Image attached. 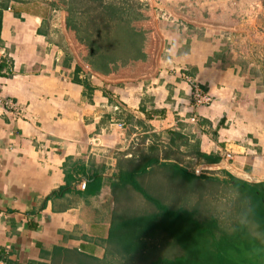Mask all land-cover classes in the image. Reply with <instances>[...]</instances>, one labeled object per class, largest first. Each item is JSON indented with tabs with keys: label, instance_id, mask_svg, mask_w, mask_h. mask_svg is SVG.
<instances>
[{
	"label": "crops",
	"instance_id": "0c3cea01",
	"mask_svg": "<svg viewBox=\"0 0 264 264\" xmlns=\"http://www.w3.org/2000/svg\"><path fill=\"white\" fill-rule=\"evenodd\" d=\"M52 1L0 0V93L18 104L9 111L0 103L4 263L103 259L119 165L141 150V135L149 146L180 133L187 144L175 150L190 153L185 163L264 183V78L226 63L220 43L165 26L174 19L159 23L153 73L109 80L78 71L65 14ZM186 75L212 105L194 106Z\"/></svg>",
	"mask_w": 264,
	"mask_h": 264
},
{
	"label": "trees",
	"instance_id": "16d2710c",
	"mask_svg": "<svg viewBox=\"0 0 264 264\" xmlns=\"http://www.w3.org/2000/svg\"><path fill=\"white\" fill-rule=\"evenodd\" d=\"M52 3L65 14L78 71L109 80L156 71L161 34L151 3ZM176 134L163 151L152 145L119 165L106 254L103 259L76 256L75 264H264V183L227 172L226 178L197 174L182 158L190 153H176L187 144ZM216 186L229 189L218 194ZM228 195L231 210L217 211L216 202Z\"/></svg>",
	"mask_w": 264,
	"mask_h": 264
},
{
	"label": "rangeland",
	"instance_id": "374dc122",
	"mask_svg": "<svg viewBox=\"0 0 264 264\" xmlns=\"http://www.w3.org/2000/svg\"><path fill=\"white\" fill-rule=\"evenodd\" d=\"M122 1V0H120ZM151 3L159 21L174 19L168 27L173 31H184L190 37L199 40L214 42L221 48V56L226 63L238 64L243 72L250 71L251 75L259 82L264 78V0H141ZM185 19V20H182ZM187 21V22H186ZM190 23V25L188 24ZM192 25V26H191ZM145 135L138 137L135 143L137 148L157 146L162 151L166 143L161 139L153 141L149 146H143ZM134 142V141H133ZM133 145V143H132ZM131 145V146H132ZM143 147V148H142ZM135 149L134 145L132 150ZM233 156V155H232ZM192 158V157H191ZM226 158V156H225ZM190 169H199L195 161L188 159ZM226 178L223 173L200 171L199 173ZM219 189L218 194L225 191ZM225 194V193H224ZM227 195V194H226ZM213 203V197H209ZM229 195L225 200L216 202V209L226 213L230 209ZM223 202V204H222ZM231 210V209H230ZM169 254H172L170 252ZM82 260V258H81ZM86 264V263H85Z\"/></svg>",
	"mask_w": 264,
	"mask_h": 264
},
{
	"label": "built area",
	"instance_id": "2783aa9c",
	"mask_svg": "<svg viewBox=\"0 0 264 264\" xmlns=\"http://www.w3.org/2000/svg\"><path fill=\"white\" fill-rule=\"evenodd\" d=\"M185 79L192 85V93H191V100L194 106L196 107H202V106H210L214 102L213 96L205 91L202 87L198 86L195 82H193V79L189 76H185ZM0 103H3L6 110L9 111H16L18 108L17 102H15L11 98L3 97L0 93ZM227 159H233V156L231 153L226 154ZM201 170H196V173L199 174ZM82 187L85 188L86 184L83 183ZM0 263L2 264H8L4 263L3 260L0 258Z\"/></svg>",
	"mask_w": 264,
	"mask_h": 264
}]
</instances>
